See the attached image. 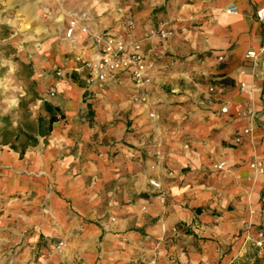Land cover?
<instances>
[{
  "label": "crops",
  "instance_id": "crops-1",
  "mask_svg": "<svg viewBox=\"0 0 264 264\" xmlns=\"http://www.w3.org/2000/svg\"><path fill=\"white\" fill-rule=\"evenodd\" d=\"M0 1L34 5L20 13L32 9L27 17L41 21L35 80L41 104L51 103L58 119L44 137L38 119L50 115H38L29 133L35 144L0 143L1 228L51 237L81 230L72 264H253V247L263 256L255 264H264L254 244L264 231V23L256 17L264 0H58L71 7L54 36L42 27L45 0ZM74 18L90 35L142 42L154 67L147 103L133 101L124 73L105 90L88 87L84 63L97 49L90 36L65 37ZM160 25L174 36L147 38ZM50 87L54 98L42 94ZM152 182L167 195L164 204ZM108 194L120 197L111 209L126 214L89 221L98 206L107 209ZM142 194L133 211L120 208Z\"/></svg>",
  "mask_w": 264,
  "mask_h": 264
},
{
  "label": "rangeland",
  "instance_id": "rangeland-1",
  "mask_svg": "<svg viewBox=\"0 0 264 264\" xmlns=\"http://www.w3.org/2000/svg\"><path fill=\"white\" fill-rule=\"evenodd\" d=\"M34 7L32 4L3 3L0 1V143L11 142L18 135V147L31 143L28 138L29 133L34 132L36 119L38 115H46V111L41 109V94L38 91L36 77L37 52L35 50L36 39L35 29L41 28L40 20H30L29 12L20 13L21 8ZM45 13V20L42 27L51 35H57L61 27L62 10L71 7L64 3H58V0H45L41 5ZM165 7L157 8V13H163ZM59 70H54L53 74L59 78ZM54 87L47 88L42 92L45 97L54 98L52 95ZM56 90V89H55ZM41 93V92H40ZM113 108L114 104L108 105ZM163 192V191H162ZM162 194L158 197L162 204ZM103 201L106 207H97L89 216L88 220L96 224H105L115 222L122 218L126 213L119 214L111 209L113 201L120 198L109 194ZM125 197H122L124 200ZM128 198V197H127ZM130 198V197H129ZM120 203L121 209L133 211V206L140 199L146 198L143 194ZM126 199V198H125ZM7 201H3L5 204ZM0 203V208H1ZM146 212L145 206L141 208ZM7 213L0 210V264H72V257L77 253L80 244L77 236L81 230H75L72 233L68 227L64 228L59 235L51 237L38 235L34 228L9 229L1 228V219ZM122 215V216H120ZM120 217V218H119ZM177 231V229L175 230ZM79 234V235H77ZM86 234V233H83ZM39 236V238H38ZM252 256L256 260H263V256L255 253L252 248ZM255 261L253 264H255ZM146 264V263H141ZM237 264H250L244 260Z\"/></svg>",
  "mask_w": 264,
  "mask_h": 264
},
{
  "label": "built area",
  "instance_id": "built-area-1",
  "mask_svg": "<svg viewBox=\"0 0 264 264\" xmlns=\"http://www.w3.org/2000/svg\"><path fill=\"white\" fill-rule=\"evenodd\" d=\"M256 17L264 23V8L257 11ZM126 26L128 29H134L135 22L132 16L128 17ZM77 32L92 37L97 49L96 59L84 63V68L88 72L86 77L88 87L97 86L99 90H105L107 83L112 78L124 73L133 82V101L138 104L147 103L149 88L153 83L154 67L143 52L142 42L126 40L111 31L90 35L88 28L81 24L80 19L74 18L69 21L68 27L65 29V37L74 42ZM173 36V30L168 29L165 25H160L157 29L149 31L147 38L158 37L161 41H165ZM261 51L264 52V45ZM256 57L257 53L255 51H249L246 55V58L252 61H255ZM219 60L222 61L223 57H220ZM58 75H62V73L59 72ZM51 92L52 95H55L57 91L52 89ZM227 112V107L222 108V113ZM154 116V113L150 114V117ZM249 132V130H246L245 134H249ZM222 167L223 165H219L217 169H222ZM154 168L155 166L152 167V169ZM253 169L261 171V164L253 165ZM152 185L160 191L162 201H164L165 197L161 185L157 182H152ZM247 240L250 241V237ZM254 244L260 250H264V231L259 232Z\"/></svg>",
  "mask_w": 264,
  "mask_h": 264
},
{
  "label": "trees",
  "instance_id": "trees-1",
  "mask_svg": "<svg viewBox=\"0 0 264 264\" xmlns=\"http://www.w3.org/2000/svg\"><path fill=\"white\" fill-rule=\"evenodd\" d=\"M43 108L47 111L50 115L49 120H45L44 118L38 119V133L40 136H48L52 131V125L58 120L55 111L57 110L51 103L47 101H43ZM16 140L18 139V135L15 136ZM30 141L33 144L37 143V139L31 135H28ZM8 141L4 142L7 144ZM12 148L16 149L17 147L13 144ZM25 148H22L21 154L24 153Z\"/></svg>",
  "mask_w": 264,
  "mask_h": 264
}]
</instances>
